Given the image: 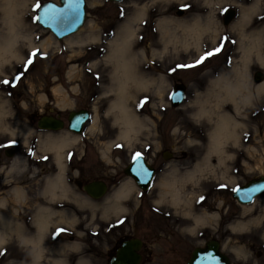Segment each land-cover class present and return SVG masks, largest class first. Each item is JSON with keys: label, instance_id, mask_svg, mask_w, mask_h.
Returning a JSON list of instances; mask_svg holds the SVG:
<instances>
[{"label": "rangeland", "instance_id": "1", "mask_svg": "<svg viewBox=\"0 0 264 264\" xmlns=\"http://www.w3.org/2000/svg\"><path fill=\"white\" fill-rule=\"evenodd\" d=\"M85 1V23L77 32L58 40L47 28L33 21L37 0H27L22 14L24 29L31 32L34 42L49 38L52 45L47 50L34 48L47 55L46 58H35L26 72L25 61L33 49L23 43H20L19 58H10L7 63L0 65V80H11L18 73H23L14 87L0 84V144L16 142L13 146L15 156H6V147L0 148V200L6 201L5 207L0 208V214L8 217L14 227L28 236L35 233L33 220L37 208L48 206L53 209L54 222L43 234V258L39 264H54V261L63 258L66 264H77L78 260L86 264H108V257L113 254L121 236H142L147 226H151L157 240L146 245L152 254L142 264H184L191 250L203 246L210 238L220 241L222 251L232 262L264 264V194L245 205L238 204L230 190L251 178L264 175V90L256 89V85L264 80L259 83L253 80L254 71L264 73V68L254 54L251 55L250 63L243 58L242 47L248 41L240 33H250L264 26V0L259 1V10L252 13L242 28L237 27L241 10L235 2L243 6L254 0H182L191 6L186 10L179 6L177 0ZM226 8L234 9L236 14L225 25L222 11ZM140 9L144 11L146 22L144 25H140L138 20L133 23L134 28H141L140 35L143 37L131 45V52L136 59L135 73L154 79L162 76L166 83L160 84L159 80L151 82L146 91L130 84L125 90L129 97L126 104L144 123V126L137 127L130 143L126 145L116 139L121 125L116 119V111L109 105L116 97L113 87L115 80L111 75L113 66L104 59V55L108 50V39ZM177 10H182V13L177 14ZM195 17L204 23L208 19L212 20L210 28L202 32L200 39L195 43L192 41V44L199 45V50L194 46L185 50L179 45L173 50L169 46L162 60L148 62L152 60V49L159 50L164 41L182 34L173 20L192 22ZM160 21H163L162 24ZM91 26L94 28L91 29ZM154 27L159 31L155 32ZM89 32L97 35L98 39L78 44H71L67 40ZM225 36L229 39L219 54L196 67L170 72L177 64L192 63L205 50L215 48ZM261 46L264 48V42ZM141 48L147 59L140 55ZM71 65L75 68L69 74ZM237 69L241 72H237ZM242 78L251 95V106L240 105L237 111L231 103L221 106L223 111L243 125V128L237 127L239 139L237 143L232 139L227 140L222 153L208 151L209 133L216 116L211 114L208 118L204 114L198 115V101L212 100L213 95H209V92L216 90L214 82L235 83ZM175 83L185 86V98L177 107L168 102ZM56 86L61 87L62 91L53 94ZM145 97L148 102L137 111ZM50 101L60 109H77L84 105L91 108L86 132L78 135V141L71 145H91L90 151L104 150L107 157L99 155L104 163L95 159V165L101 166L107 175L117 166L121 167L127 161L128 154L143 152L146 147L152 146V152L163 148L173 154L171 158L164 159L156 188L153 187L147 198L141 199L133 192L129 201H119L129 212L126 223L119 229L105 230L122 214L115 210L117 206L111 196L107 195L101 200L91 199L79 185L72 182L73 174L68 170L65 172V150L60 156L52 155L51 159L56 161L57 168L55 165L37 163L44 162L41 157L48 158L49 155L40 139L46 132L38 134L36 142H32L33 122L40 109L50 106ZM173 127L178 131L173 133ZM22 128L28 131L26 140L12 133L14 129ZM113 140L114 143L107 149V144ZM116 145L122 147L117 148ZM30 149L34 155H29ZM13 157H18L17 161L13 162ZM197 164L202 165V168L195 171L193 179L176 184L182 196L181 202L174 204L169 192H166L164 202L156 203L163 189L160 183L170 181L173 175L190 172ZM85 166L92 168L93 164L88 162ZM59 172L63 173V178L65 173V185L69 190L64 199L53 201L45 194V180ZM221 184L227 187L221 189ZM13 189L22 191L20 199L13 196ZM201 196L204 200L198 203ZM211 214H217V217L205 223H193L192 215ZM241 222L247 224L244 231L232 228ZM58 228L67 231L53 238ZM4 241L0 264L32 261L30 244L20 239L17 230L8 229ZM233 249L239 251V259Z\"/></svg>", "mask_w": 264, "mask_h": 264}, {"label": "bare ground", "instance_id": "2", "mask_svg": "<svg viewBox=\"0 0 264 264\" xmlns=\"http://www.w3.org/2000/svg\"><path fill=\"white\" fill-rule=\"evenodd\" d=\"M235 4L237 6H240V10H241V15H240V18L237 24V27H240V28L244 27V23H246L248 19L251 17L253 13V9L258 8L260 5L259 3L257 4L256 0H254L252 3L248 5H243V6L237 2H235ZM26 5H27V0H0V14H1L0 15V25H1L0 27L1 29L0 30V47H4L9 41L15 40V46L12 49L15 58H19L20 56V46H21L20 43L25 44L29 49L40 48L42 50H47V48L52 45V42L50 41L49 38L41 40L39 43L34 42V40L31 37L32 36L31 32L24 29L23 27L24 21H23L22 14H23V10ZM142 11L143 9H140L133 17H130L126 21H124L120 25L119 29L116 32H114L115 34L113 35V37L108 39V42L111 40H119L120 38L126 35L129 29H134L133 23L134 21L138 20V17ZM162 22L163 21H160V24H162ZM173 22L176 23V26L179 27L180 29L188 28L192 25H197L203 32L206 28H210V24L212 23V20L208 19L204 23L200 20L199 17H195L193 18L192 22H187V21H184L183 19L173 20ZM93 28L94 27L91 26V29ZM240 33H241V37H245V39L248 41V44L245 45V47L244 46L242 47V54H244L246 50H248L253 45V43L259 39L261 42L258 45H256V52H254L253 54L254 56H256L257 59L264 58V48L261 46V44L264 42V26L260 29L251 31L250 33H244L243 31H240ZM200 37L201 36L199 35L184 36L183 42L192 43L193 41L195 43L197 40L200 39ZM173 38L177 39L179 38V36L175 35ZM97 39H98L97 35L93 34V32L91 33L89 32L86 34H83V33L77 34L74 37H71L67 40L71 44H78L86 40H97ZM111 51L112 49L109 45L108 50L104 55V59L110 55ZM13 53L9 49L3 53H0V55H4L10 59ZM124 58L130 61L129 75L133 81L137 83H142V82H155L159 80L158 82L160 84L166 83V80L162 76L154 79V77H146L145 75L135 73L136 59H135V55L131 52V47L125 52ZM243 58L247 59L244 55H243ZM111 64L113 66V72H114L116 68V64L114 62ZM245 64L246 62L243 63L244 67H245ZM74 68H75L74 65L70 66L68 70L69 74L73 73ZM236 71L241 72L240 69H237ZM220 78H224V76H220ZM113 80H115L113 87L115 88V91H116L115 93L116 97L114 100L111 101L109 105L111 109H114L116 111L117 113L116 119L121 125L119 133L116 134V137H117L116 139H120L127 145L131 141L133 132L135 130L137 131V127L144 126V123L138 118L136 113H134L129 108L128 104H126L129 97L127 96L128 94L125 93V90L124 91L121 90L119 76L118 75L114 76ZM225 82L236 84L238 81H236L235 83L228 82V81H225ZM261 85H264V81L263 83H259L258 85H256V89H261ZM61 91L62 89L59 86H56L55 88H53V94H58ZM215 91L216 90L210 91L209 95L210 94L213 95ZM64 98H66V93H64ZM207 101H210V100L207 99V100L198 101V105H199L198 111H197L198 115H202L203 111L207 110V106L204 105V103ZM202 105H203V109H202ZM238 108L236 109V111L238 110ZM211 114H215L216 119L214 121L213 129L209 133L210 141H209L208 151L222 153L223 145L227 140L232 139L234 143H237L239 139L237 127L243 128V125L238 123L229 113L223 111L222 107L218 111L217 110L208 111L207 117L209 118ZM44 115H47V114H44ZM12 133L21 137L23 140H26L25 138H27V135H28V131L25 128L14 129ZM78 134L79 133L74 134V133H70L67 131H62L59 134L48 132V133H45L44 137L40 139H42L41 140L42 146L45 149H48L49 151H51L55 156H60L62 150H64L66 147L78 141L79 139ZM113 143H114V140L110 141L107 144V149H109V146L112 145ZM101 154L102 156L107 157L106 152L104 150H102ZM17 159L18 157H15L13 162L17 161ZM60 167L63 168L62 165H60ZM200 168H202V165L197 164L193 170H190V172L187 171L185 174L180 175V176L173 175L170 181L167 180V181L160 183L163 189L161 188L162 190H161L159 199H164V197L166 196L165 193L169 192L170 199L172 200L174 204H178L179 202H181L182 196L180 194L179 188L177 186L172 187L169 185V183H171L172 181H176L178 183V182H182L187 179H193L196 176L195 171H197L198 169L200 170ZM62 174H63L62 172H59L58 174L54 176L46 178L44 190L47 196H49L48 192H49L50 186L58 182V177H59L60 190L57 191L56 195L58 197L61 194L64 197L67 196V192L69 188L65 185V180ZM133 187H134L133 183L130 179H128L126 182L120 185V189L117 191L114 198L112 199V201L115 203L118 209L125 210L124 209L125 207L120 206V203L117 202L116 200V197L118 196V194L121 191L129 192ZM12 194L13 196H15V198H17V200L22 197V191H20V189H13ZM49 199H51L50 196H49ZM53 214L54 212L51 207L48 208V206H41L37 208L36 213L34 214V220H33L34 228H35V230L33 231H35V233L34 235L29 234L28 236L25 235L24 231H22L21 229H18V227H14V225L10 222L8 217L0 214V239L5 240L7 230L14 228L15 230H17V233H19L20 239L30 244V253L32 256V261L30 263H19V264H33L34 257L38 251L35 245L37 244L38 241L42 240L43 234L46 232V230H42V223L44 221H47L48 226L53 224L54 222L52 220ZM213 217H217V214L192 215L194 224H197L196 223L197 221H199L198 224L202 222L205 223L207 222L208 219H212ZM60 220L62 221V219ZM232 228L244 231V229L247 228V224L244 222L243 223L241 222L238 225H233ZM39 247L40 249H42L41 244ZM83 263L84 262H81V264Z\"/></svg>", "mask_w": 264, "mask_h": 264}, {"label": "flooded vegetation", "instance_id": "3", "mask_svg": "<svg viewBox=\"0 0 264 264\" xmlns=\"http://www.w3.org/2000/svg\"><path fill=\"white\" fill-rule=\"evenodd\" d=\"M256 71H258V70L254 71L253 77H254V74ZM49 104H50V106L46 107L45 109L39 110V115L37 116V118L33 122L32 138H31L32 142H36L37 135L42 133V132H46V133L49 132V133L57 134L58 132L67 131V132L76 134L72 130V128L69 127L70 122H69L67 116H69L70 111H80V110H86L87 111L88 118L82 123L81 132L78 135H82L84 132H86V129L88 127L87 126L88 122L91 118V116H90L91 115V108L84 105V106L78 107L77 109L74 108V109L66 110V109L58 108V106L53 101H50ZM64 110H66V112H64ZM44 114L51 115V116L61 120L62 125H63L62 128L61 129H40V128H38L37 120L41 115H44ZM92 147L93 146H91V145H81V146L70 145V146L66 147L64 149L65 150L64 155L66 157V161L64 160V169H65V172H66V170H68L70 173L73 174L72 182L79 185L80 188L82 189V191L87 196H88V194L82 188L84 184L91 182V181H102L105 183L106 188H105L103 195L100 196V198L93 199L89 196L93 200H101V199L105 198V196H107V195H110L111 198L113 199L115 194L117 193V191L120 189V185H122L128 179H130L132 181L134 187L129 191V197L123 201H129L131 199V194L133 192H135V195L139 196V198H141V199L147 198L149 196V194H151V190L153 189V187L157 184V177H158V174L160 172L159 171L160 167L162 166V164L164 162L165 155H168L169 158H171V156H173V154L170 153V151L164 150L163 148H160L159 150L156 149V150H154V152H152V149H151L152 146H151V148L149 147L148 149L146 147L145 150L143 152H141L143 154L144 161L146 162V166L149 169H151L152 173H153V175L149 179V182L146 184V187L144 188V187H142V185H139L135 181V179L132 175H128V173L126 172V170L129 167V162H130V158H131L132 154H130V155L128 154L127 161L124 162L121 167H118L114 163V165H116L117 168L113 169L112 172H110L109 175H107L103 171V168L101 166L95 165V159L96 160L99 159V160H101V162L104 163V161L99 156L101 154V151L99 149H96V150L94 149V150L90 151L89 149ZM4 152H5L6 156H13L15 154L16 150L13 147H6ZM27 152H28V150H27ZM47 153L49 155L48 158L50 157L49 158L50 160L47 158L44 162L39 161L37 163H39V164L45 163L46 166L55 165L57 168L56 161L51 159L53 153L49 150ZM69 153L72 154L71 158H69ZM8 154H11V155H8ZM90 159H94V160L91 161ZM88 162H91L93 164L92 168H88L85 166V164H88ZM119 162L120 161H118V163ZM97 163H99V162H97ZM64 179L67 181V177H65V173H64ZM155 188H156V186H155ZM154 194L158 195L157 192H155ZM159 196H160V194H159ZM120 206H122V204ZM123 206L125 207L124 208L125 210L119 209V211H117L118 208L115 209L117 212L121 211L120 213H122V214L113 220L114 224L111 227L108 226V228L107 227L105 228L106 231L111 230V229H119L124 223H126V221H127L126 219H127L129 212L127 210V207L125 205H123ZM120 220H123V222L118 223V221H120ZM146 228L147 229L144 230V233L142 236H138V235H132L131 236V235H127V234L121 236V240L119 241L118 245L115 247L113 254H111V256H113L115 254L116 248L118 246H120V244L123 240L136 237V238H139L142 242L140 250H139V253L141 254L140 264H142L143 260L146 257H150L152 254V250L149 247H147L146 245H149V242H153V241L157 240V235H155L156 233H154L151 226H147ZM99 234H100V232H99ZM111 256L108 258L110 259ZM109 259H108V264H109Z\"/></svg>", "mask_w": 264, "mask_h": 264}, {"label": "clouds", "instance_id": "4", "mask_svg": "<svg viewBox=\"0 0 264 264\" xmlns=\"http://www.w3.org/2000/svg\"><path fill=\"white\" fill-rule=\"evenodd\" d=\"M155 2V0H153ZM171 2V0H170ZM179 6H184L187 5V8L191 7L188 4H185L182 2V0H177ZM257 4L259 3V0H256ZM183 8V9H187ZM259 9L254 8L253 12H257ZM146 22V19L144 18V13L143 11L138 17V23L140 25H144ZM155 32H158L159 29L154 27L153 29ZM181 35L177 39H168L164 41L163 47L159 50L152 49V60L148 61L149 63L156 61V59H163V57L167 54L169 46L173 48V50H176L177 45H179L181 48L187 50L190 47H196L197 50H199V45L198 44H192V43H184L183 42V37L188 36V35H202V30L197 26V25H192L188 28L181 29ZM141 28L137 27L134 29H129L126 33L125 36L120 38L119 40H111L109 41V45L112 49L110 55L106 57L105 59L107 60L108 63H115L116 68L115 71L111 74L112 76H119L120 78V85H121V90L124 91L126 90L130 84H134L137 86L141 91H146L148 87L151 86V82H142V83H137L133 81L129 75V69H130V61L126 60L124 58L125 52L131 47V45L138 41L142 40L143 37L140 35ZM261 41L258 39L253 43V45L246 50V52L243 54L247 60V63L251 62V55L256 52V45H258ZM15 46V40L9 41L4 47H0V53H3L7 50H11L13 53L12 49ZM140 55L147 59L145 56L143 48L139 50ZM15 58L14 53L11 56V59ZM10 59L7 58L4 55H0V65L7 63ZM258 62L260 63V66L264 68V58H258ZM215 89L216 91L213 93V97L211 101H207L204 103V105H207V110L203 111L202 114L207 115L208 111L211 110H219L222 105L226 103H231L233 105V109L236 110L240 105H243L245 107H250L252 104L251 100V95L248 93V86L244 83L243 78L237 82L236 84H231V83H226L223 81H217L215 83ZM261 89L264 90V85H261ZM147 98V97H146ZM144 99V98H142ZM148 102V98H147ZM140 107L137 108V111L139 110ZM203 109V105H202ZM178 131L176 127H173L172 132L175 133ZM191 142V141H190ZM199 143V141H196ZM176 181H172L169 183L170 186L176 187ZM60 190V184H59V177H58V182L54 183L50 186L48 195L50 198L55 201L57 199H64L65 197L61 194L59 197L56 195L57 191ZM129 197V192L127 191H121L118 196L116 197L117 202L121 200H126ZM164 201L163 199H158L156 200L157 204H162ZM19 203V201H17ZM6 204V201L0 200V208H4ZM119 211V209H117ZM197 224L199 221L196 222ZM195 227V225H194ZM48 228V223L47 221H44L42 223V230H47ZM53 238H55L53 234ZM6 241L0 239V255L4 254L3 246L5 245ZM42 241H38L35 247L38 249L34 260L33 264H39V261L43 258V249H40V244ZM74 251H78V249H74ZM233 251L236 253V258H240V253L236 249H233ZM54 264H66L65 261L63 260H56L54 261ZM77 264H81V262L78 260Z\"/></svg>", "mask_w": 264, "mask_h": 264}, {"label": "water", "instance_id": "5", "mask_svg": "<svg viewBox=\"0 0 264 264\" xmlns=\"http://www.w3.org/2000/svg\"><path fill=\"white\" fill-rule=\"evenodd\" d=\"M110 1L119 2L121 0H109V2ZM47 2L56 3L57 6H61V7L63 6L62 0H58L57 2L53 0H47ZM85 3L86 1L83 0V3L80 4L79 23L71 31L63 32L61 33V35L57 36L52 31H50L46 26H42L41 24L39 25L44 28H47L53 34V36H55L58 40H62L64 37L77 32L80 29V26H82L85 23V19H86V4ZM227 10H228L227 12H223V18H222V22L225 25L228 24L233 19V16H235V13H236L235 10L232 8H228ZM181 13H182V10L177 11V14H181ZM263 77L264 75L261 71H256L254 74L253 80L254 82H259L263 79ZM171 96L175 98L174 99L170 98V101H169L170 105L173 107L179 106L183 102L184 97H185V86L182 83L174 84L172 92H171ZM87 115L88 113L86 110H80V111H70L69 116L67 117H68L69 122L71 123L75 117H83L85 121L88 118ZM81 125L79 128H76V129L72 128V130L75 133H80ZM37 126L40 129H61L63 125H62L61 120L51 115H41L37 120ZM8 155H11V154H8ZM168 158L169 156L165 155V159H168ZM126 172L128 173V175H132L131 165H129ZM134 179L139 185H142V187L144 188L146 187V184L139 183L135 177ZM260 185H264V175L251 178L246 183L240 186L257 187ZM82 188L88 194V197L90 196L93 199H98L100 198V196L103 195L106 186H105V183L102 181H91V182L84 184ZM263 193H264V188H260L259 192L252 194V200H254L257 196ZM231 195L238 204H249L252 202V200L251 201H247V200L241 201L238 198V196L234 193H232ZM141 244H142L141 240L136 237L123 240L120 246L116 248L115 254L111 256V258L109 259V264H140L141 254L139 253V250H140ZM189 254L190 256L184 264H197L198 261H199V264H239L236 262H231L228 255H226L225 252H222L221 247H220V242L215 238L208 239L206 242H204V246L195 247L194 249H192L191 253Z\"/></svg>", "mask_w": 264, "mask_h": 264}, {"label": "snow or ice", "instance_id": "6", "mask_svg": "<svg viewBox=\"0 0 264 264\" xmlns=\"http://www.w3.org/2000/svg\"><path fill=\"white\" fill-rule=\"evenodd\" d=\"M63 6H57L56 3L47 2V0H37V3L34 5L35 15L33 17V21L35 23H39L42 26H46L50 31H52L55 35L59 36L61 33L66 31H71L76 25L79 23L80 4L83 3V0H62ZM182 8H187V5L182 6ZM227 9H224L222 12H227ZM39 39V37H38ZM229 38L227 36L223 37L221 41L218 42V45L210 50H205L203 54L198 56L192 63L188 64H177L175 68L170 69V72L174 73L178 69H189L196 67L207 59L213 57L216 54H219L222 51L224 43ZM232 43H235L232 41ZM46 53H42L39 49H33L31 53H29L28 59L25 61L24 71L26 72L29 67L34 63L35 58H46ZM23 73H18L11 80L4 79L0 80V84L9 85L14 87L17 82L22 78ZM170 98H175L170 95ZM147 103V98L141 100L138 107H143V105ZM83 117H75L73 121L70 123V127L73 129L79 128L83 123ZM15 141H9L7 144H0V148L4 147H13L15 145ZM117 148H121L122 145H116ZM29 155H34V153L29 150ZM72 154L69 153V158H71ZM41 159L46 160L47 157H41ZM129 165H131V173L136 178V180L141 184H147L149 182V178L153 175L151 170L146 166V162L144 161L143 154L139 151L133 152L130 158ZM227 185H219V188L224 189ZM260 188H264V185H260L257 187H242L237 185L236 187L231 188V192L236 194L241 201H251L252 194L259 192ZM204 197L201 196L198 203L203 201ZM123 220L118 221V223H122ZM66 229L58 228L54 233V236H58L59 234L66 232ZM210 255V254H209ZM199 264V261L197 262Z\"/></svg>", "mask_w": 264, "mask_h": 264}]
</instances>
